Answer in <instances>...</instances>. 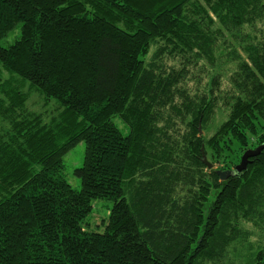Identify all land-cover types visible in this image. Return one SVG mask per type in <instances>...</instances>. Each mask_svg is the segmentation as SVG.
I'll return each mask as SVG.
<instances>
[{
  "label": "trees",
  "instance_id": "obj_1",
  "mask_svg": "<svg viewBox=\"0 0 264 264\" xmlns=\"http://www.w3.org/2000/svg\"><path fill=\"white\" fill-rule=\"evenodd\" d=\"M16 30L0 45V264H264V148L219 174L264 143V0H0V42ZM34 93L56 101L49 121Z\"/></svg>",
  "mask_w": 264,
  "mask_h": 264
},
{
  "label": "rangeland",
  "instance_id": "obj_2",
  "mask_svg": "<svg viewBox=\"0 0 264 264\" xmlns=\"http://www.w3.org/2000/svg\"><path fill=\"white\" fill-rule=\"evenodd\" d=\"M259 26H262V24L259 23ZM18 33L19 32L17 30L15 32H11L7 38H5L3 41L0 42V45L5 46V45H8L9 43H13V41L16 39V36L18 35ZM230 68H231V70L228 69V67L226 68L230 72L226 73V71H224L225 73H224V77H223V83H225V85L228 84V82H227L228 74L233 72L232 66H230ZM5 73L6 72H4V77H5ZM6 77H8V74H6ZM24 90L25 91L28 90V85H26L24 87ZM28 108L30 110L35 111V112L43 113L44 119L46 121H49L51 119V117L54 116V114L58 113L57 112L58 105H57L56 101L53 100L51 102V104L47 105V104H45L43 97L41 98V96L38 95L37 93H34L31 95L30 99L28 100ZM216 117L217 118L215 119V121L213 122V124L211 125L209 130L206 132L209 135L212 134L214 132V130H216V127L221 122L225 121V119L227 118L226 115L223 113H218V115ZM116 121H117L118 125L120 126V128L123 129L124 125H125L124 122L120 121L119 119H116ZM85 148H86L85 143L79 142L78 146H76L75 148H73L72 150L67 152V154L64 156L65 157V163H66V169H67L64 172L65 177L67 180H69L71 182L73 187L75 189H78V190L80 189V186H81V179H78L74 175V170L83 164L84 158H85V156H84ZM234 168H235V166L232 169H234ZM94 201H95L94 202V208L92 211V215L88 219V224H89V226H91V228L102 227V225H103L102 222L104 220V217H107V215L110 214L109 209L112 207L113 203H112V201H109L107 199L94 200Z\"/></svg>",
  "mask_w": 264,
  "mask_h": 264
},
{
  "label": "water",
  "instance_id": "obj_3",
  "mask_svg": "<svg viewBox=\"0 0 264 264\" xmlns=\"http://www.w3.org/2000/svg\"><path fill=\"white\" fill-rule=\"evenodd\" d=\"M263 148H264V143L260 144V146H258L257 148H249L242 155V157L239 161L240 163H238V165H236L234 169H231V170L227 169L226 171H220L219 172V174H221L222 180H226L229 176L236 175L239 172L246 170L249 166V163L251 162L250 159L252 157L258 156L261 153V151L263 150ZM203 157H204L203 162L208 164L209 168H211L213 166V164L208 161V158H207L205 153H204Z\"/></svg>",
  "mask_w": 264,
  "mask_h": 264
},
{
  "label": "bare ground",
  "instance_id": "obj_4",
  "mask_svg": "<svg viewBox=\"0 0 264 264\" xmlns=\"http://www.w3.org/2000/svg\"><path fill=\"white\" fill-rule=\"evenodd\" d=\"M208 161H209V160H208ZM212 167H213V166H212ZM212 167H211V168H212Z\"/></svg>",
  "mask_w": 264,
  "mask_h": 264
}]
</instances>
